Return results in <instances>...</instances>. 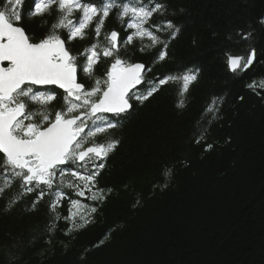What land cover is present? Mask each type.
Segmentation results:
<instances>
[{
    "label": "trees",
    "instance_id": "1",
    "mask_svg": "<svg viewBox=\"0 0 264 264\" xmlns=\"http://www.w3.org/2000/svg\"><path fill=\"white\" fill-rule=\"evenodd\" d=\"M153 2L161 10L149 23L171 21L179 31H157L168 45L163 61L160 46L141 52L136 42L128 59L151 68L146 82L187 72L197 79L183 95L180 81L163 85L97 138L119 141L97 177L103 200L64 188L52 212L48 195L33 207L36 193L22 194L13 181L0 195V264H264V0ZM31 3L18 26L40 39L56 13L25 18ZM115 13L101 40L112 30L125 35ZM89 40L69 46L79 53ZM252 51L254 65L230 73L229 57ZM106 67L102 61L96 75ZM71 199L96 212L69 232L54 218L68 215Z\"/></svg>",
    "mask_w": 264,
    "mask_h": 264
},
{
    "label": "snow or ice",
    "instance_id": "2",
    "mask_svg": "<svg viewBox=\"0 0 264 264\" xmlns=\"http://www.w3.org/2000/svg\"><path fill=\"white\" fill-rule=\"evenodd\" d=\"M24 4L25 0H0V195L18 180L22 194L36 193L33 207L48 195L52 212L66 198L64 188L78 197L88 193V199L101 201L105 194L96 187L97 177L119 141L97 138L117 128L134 106L163 85L180 81L183 95L197 79L194 72H187L146 82L144 74L151 68L131 62L128 48L134 42L141 52L160 46L156 59L163 61L168 45L157 31L174 37L179 29L171 21L166 26L149 23L161 10L153 0H101L99 4L95 0H32L24 10L25 18L56 13L47 34L36 39L18 26ZM114 9L125 35L112 30L104 32L101 40ZM76 40L89 42L73 54L69 45ZM254 59V51L247 57L230 56L231 71H246ZM102 61L107 67L97 76ZM256 86L255 82L249 85ZM259 87L264 88V81ZM56 89L63 90L61 106L50 111ZM208 111H215V101ZM95 212V207L71 199L68 215L54 219L68 222L71 232L90 223Z\"/></svg>",
    "mask_w": 264,
    "mask_h": 264
},
{
    "label": "flooded vegetation",
    "instance_id": "3",
    "mask_svg": "<svg viewBox=\"0 0 264 264\" xmlns=\"http://www.w3.org/2000/svg\"><path fill=\"white\" fill-rule=\"evenodd\" d=\"M73 54H77V53H73ZM89 83H91V81H89ZM63 90L61 89H56V100L52 102V104L49 106L50 111H55L58 110L61 106V96L60 93Z\"/></svg>",
    "mask_w": 264,
    "mask_h": 264
},
{
    "label": "water",
    "instance_id": "4",
    "mask_svg": "<svg viewBox=\"0 0 264 264\" xmlns=\"http://www.w3.org/2000/svg\"><path fill=\"white\" fill-rule=\"evenodd\" d=\"M254 63H255V59L253 60V64L250 66V67H252L253 65H254ZM228 66H229V70L231 71V68H230V65H229V63H228ZM231 73H233L232 71H231ZM236 73V72H235ZM141 86V85H140ZM140 86H138V87H140Z\"/></svg>",
    "mask_w": 264,
    "mask_h": 264
},
{
    "label": "bare ground",
    "instance_id": "5",
    "mask_svg": "<svg viewBox=\"0 0 264 264\" xmlns=\"http://www.w3.org/2000/svg\"><path fill=\"white\" fill-rule=\"evenodd\" d=\"M238 72V71H237ZM146 73V72H145ZM230 73H231V71H230Z\"/></svg>",
    "mask_w": 264,
    "mask_h": 264
}]
</instances>
